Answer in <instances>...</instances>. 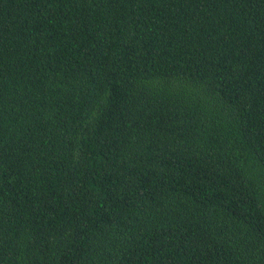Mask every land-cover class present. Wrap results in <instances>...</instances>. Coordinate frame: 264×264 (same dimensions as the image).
<instances>
[{
    "label": "trees",
    "instance_id": "obj_1",
    "mask_svg": "<svg viewBox=\"0 0 264 264\" xmlns=\"http://www.w3.org/2000/svg\"><path fill=\"white\" fill-rule=\"evenodd\" d=\"M0 264H264V0H0Z\"/></svg>",
    "mask_w": 264,
    "mask_h": 264
}]
</instances>
